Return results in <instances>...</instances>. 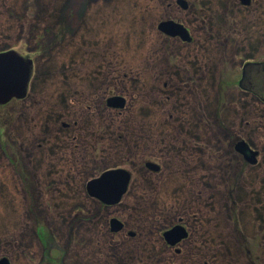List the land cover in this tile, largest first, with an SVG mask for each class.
Listing matches in <instances>:
<instances>
[{"label": "rangeland", "instance_id": "374dc122", "mask_svg": "<svg viewBox=\"0 0 264 264\" xmlns=\"http://www.w3.org/2000/svg\"><path fill=\"white\" fill-rule=\"evenodd\" d=\"M151 1L153 4L149 0H0V52L12 49L33 63L27 98L0 107V258L6 256L11 258V264H23L20 247L35 239L39 210L34 209V205L40 196L38 191L43 195L39 205L47 209L49 223L59 237L62 249L58 255L56 252L51 255L59 257L60 263L64 260V264H70L68 258L64 259L63 249L67 247L71 208L81 206L91 209L92 218L88 226L82 227L81 235L79 229L77 233L80 237L85 235L90 242L85 248L74 244L76 248L70 253L72 264H170L166 261L170 252L163 248L155 230L171 226L178 218L186 220L191 235L181 243L182 253L175 256V263L171 264H199L197 256L203 254V250L211 254L213 247L220 256L217 264H244L241 248L234 245L231 236L233 219L223 194L225 186L220 182L217 192L215 184L207 185L212 189L206 194L200 180L203 175L213 180L222 175L223 171L207 167V157L219 155V167L225 168L234 155L229 145L231 138H245L264 154V106L237 86L223 92L216 88L222 64L220 53L226 58L238 51L246 57L264 54V0H252L248 8L237 9L225 7L224 0H192L193 8L182 13L184 18L181 19L202 48L195 50L190 49L191 46L177 45L173 50L179 53L183 47L185 56L192 51L201 55L198 59L203 64L200 69L204 70L203 77L198 88H193L198 99L196 95L191 97L190 85H185V90L180 81L173 80L176 87L173 90L163 89L157 83L162 78L156 77V83L152 84L148 66L157 49L148 15L154 5H159V0ZM158 14L165 17L163 7ZM223 17L227 25L222 24ZM235 17L244 23L243 31L250 24L252 29L248 36L242 35L241 40L232 42L222 32L225 26L237 25L239 21ZM219 35L224 37L221 38L224 46L216 43L220 41ZM218 94L221 96L219 106ZM110 95L126 98L121 116L102 110L105 118L99 119L86 109L88 105L94 108L95 99ZM197 107L201 109L202 140L194 124L196 117L201 124ZM185 115L187 118L183 120ZM58 119L69 124L79 119L77 133L81 135L76 144L86 145V162L81 163V171L75 173L79 178L69 185L59 181V175L52 176L53 184L40 180L36 190L26 183L24 192L20 181L25 180V172L19 163V151L25 145V135L30 138L25 142L28 148L31 145L30 152L38 154L35 145L39 142L34 138H40L47 128L57 127L52 136L66 138L68 131L60 129ZM101 127H106L105 148L101 147L102 137L94 142L91 132H98ZM121 134L123 139L119 138ZM182 137L187 140L182 141ZM185 142L194 147H184ZM50 143L55 145L53 141ZM200 144L202 152L198 148ZM44 147L46 149L47 145ZM149 149L156 150V162L160 163L162 171L155 195L150 189L155 175L147 174L139 164V156ZM7 153L19 163V171L14 163L15 170L9 166ZM259 161L261 168L250 181L253 192L264 191V184L254 183L255 180L264 183V156ZM33 165L35 162L30 163V170L34 169ZM115 167L132 172L131 188L118 208H101L81 192L87 179L85 174L96 176V171L99 174L105 168ZM169 178H174L176 186L168 183ZM170 189H176L175 198L180 201L167 206L163 193ZM23 192L27 193V198ZM256 208L264 213L263 205ZM252 209L246 200L238 206L243 224ZM80 211L76 209L73 213ZM253 214L259 212L252 211ZM112 216L121 218L127 228L137 233V238L119 243L118 237L114 242L104 237L101 225H106V220ZM217 237L220 239L214 246L212 240ZM261 255L264 256V247Z\"/></svg>", "mask_w": 264, "mask_h": 264}, {"label": "flooded vegetation", "instance_id": "af4514ba", "mask_svg": "<svg viewBox=\"0 0 264 264\" xmlns=\"http://www.w3.org/2000/svg\"><path fill=\"white\" fill-rule=\"evenodd\" d=\"M191 1L192 0H159V5H163L162 7L165 10V17H163V15L160 16V14H158L159 11L162 9V7H160L159 5L157 7L156 5H154L152 10H150L151 13H149L148 17L152 22V29L155 31L152 39L154 38L155 35L156 37L155 49L157 50L154 51L153 62L149 64L148 72L150 74V78L152 79V84L156 83V77L162 78L158 80L157 83H159V85H162L163 89L169 87V89L173 90L176 88L175 85L172 84L173 80L175 82L180 81L183 82L181 86L184 87L185 90H186V86L190 85L191 97H195L196 94H193L194 93L193 88H198L199 81L203 77V72H204V70L203 72L200 70L203 64L202 61L200 63L198 59L201 57V55L196 51L195 53L194 51H192L189 53V55L185 56L183 53L184 52L183 47L181 51H179V53L173 50L174 47L177 48L176 47L177 45L191 46L190 49L194 48L195 50L198 48L200 49L202 48L201 46H199V42L197 40L196 42L194 41V35L192 30L189 27H187L184 21L181 19L184 18V15L182 14L183 12L187 11L189 8H193L192 4L194 3L193 2L191 3ZM149 2L153 4V1L149 0ZM243 2L244 0L223 1L225 7L228 6L229 8L237 9V7L248 8L251 5L252 0H249L248 5H244ZM202 9L203 7L201 8V11ZM235 18L239 21L237 25L231 26V28L225 26V30L224 32H222L223 33L222 35L226 37V39L232 40V42H236L237 41L236 39L241 40L243 38L242 35L248 36V32H250V30L252 29L250 24V27H248V29L243 31L244 23H242L239 17H235ZM168 21L181 25L187 33L186 34L187 39L183 40L179 36H175V37L169 36L163 33L162 31H160L159 25L163 22H168ZM223 21L224 23L221 22L222 24L225 25L228 24L227 23L228 21H226L225 18ZM262 29H264V27ZM222 35H219L218 38L216 37L217 39H220V41L218 40L216 43L224 46L223 43L224 40L221 39L224 38ZM192 45L195 46L193 47ZM259 55L260 54H257L256 56L253 57H246L243 55V53L238 51L231 58H226L223 54L220 53L218 56L222 58L221 60L222 64L220 66V69L218 70V79H217L218 85L216 88H219L223 92L224 89L237 86L242 93L252 96L261 106H264V54L262 52L260 57ZM202 60H203V55H202ZM168 71H170V73H168ZM164 76L166 79H164ZM177 78H181V79H177ZM151 79H150V84H151ZM111 80H113V78H111ZM103 87L104 85L102 84L101 88ZM226 93L227 92H225L224 94ZM112 97H121L124 99L125 103L122 109H113L107 106V100ZM26 98L27 95L25 98L21 100L12 99L8 104L3 106L9 105L12 101L15 102L24 101ZM195 99H198L197 95ZM220 99L221 96L218 94L216 99V103L218 104V106L220 103ZM92 103L95 104L94 108L88 105L86 109L94 113L96 115L95 117L98 116L99 119H102V117H104L105 115L104 113H102V110H104L105 112L109 110L121 116L122 110L125 109L127 101L126 98L122 95H110L108 97L105 96L102 99H95ZM199 110H201L200 107H197L196 114L199 115L201 124H199L198 117H196L197 119H195L196 122L194 124L196 125V131L200 136L198 137L199 139L202 140L203 135L201 134V131L203 129L202 128L203 124ZM186 115L188 117V113ZM186 115L185 117H183V120L187 118ZM78 120L77 122L71 121V124H69L67 123V121L63 122L60 119H58L57 124L60 127H62L60 129L68 131V134H66V138L62 137L60 139L59 136L57 135L52 136L53 131L58 130L57 127L47 128L46 132L43 133V135L40 138H34V141L35 139H37V141L39 142L35 145V151L38 154H34L33 152L32 153L30 152L31 149L29 148H31V145H29L28 148L27 147L28 142L25 143L26 141H29L30 138H28L29 136L28 134L25 135L24 138L25 145L23 148H20L19 151L20 152L19 163H21L22 170H24L25 172V176H24L25 180L20 181V184L24 188V192L26 189L24 185H26V183L27 185H31L32 188H36V190H38L37 182H40V180L45 183L53 184L55 180L52 178V176L54 177L59 175L58 176L60 177L59 181L62 180L64 183H67L69 185L72 182H75L79 178L75 176V173L78 170L81 171L79 165H81V163L83 164L86 162L84 157V151L86 145L84 143L78 145L76 144V141L79 140L81 135L80 133H77L79 126ZM245 124L248 125V123L246 122ZM91 132H93L92 135H94V139H95L94 142H97L98 138L102 137L103 140H101V144L103 141L104 143L101 145V147L105 148L106 145L105 140L107 138L106 127H101V129L98 132L97 131L96 132L91 131ZM186 136L188 137V133L186 134ZM119 138L123 139V134L119 135ZM183 140L186 141L187 139L185 140L182 137V141ZM192 140H194V138ZM51 141H53L55 145H51L50 143ZM45 145H47V147L50 145L54 148L48 149L46 147L45 149L44 147ZM153 145L159 147L156 144ZM229 145L231 146V151L233 152L234 155L231 156L232 161L230 160L229 163L226 164L225 168L222 166L219 167L218 164L220 159L219 155L216 154L214 156L212 154L211 155L212 158H210L209 156L207 157L209 161V163H207L208 164L207 167L210 170L216 168L215 170L218 171L221 170L223 171V173L221 176L219 174L217 178L213 180L211 176L207 175L209 172H205L207 176L206 177L204 175L202 176L200 183L204 185H201V188L203 189V193L206 192L207 194L208 191L212 189V187L207 185L215 184V188L217 189V192L219 190L217 186L220 184V182L223 184V186H225L224 190L226 191L223 194L229 207L230 217L231 219H233V223L231 224V236L233 238L234 245L236 247L241 248L242 259L244 261V264H263L264 256L261 255V253H262V247H264V213H262L261 209H257L256 205L264 206V191L262 190L261 192L251 191L252 188L250 184L252 183H250V181L252 178H254L255 174L258 173V168L259 169L261 168V164H260L261 162L259 161V159L262 156H264V154L261 152L260 149L253 146L245 138H238V137L231 138ZM184 147H194V146L187 144L185 142ZM198 148L201 152L203 151V147L201 144ZM152 149H157V148H152ZM155 154H156V150L150 151L149 149L148 152H145L139 156L140 166H142L145 169L147 174L155 175L153 176L155 178L154 181L155 185L153 184L152 181V187L150 188L153 195L157 193L156 188L159 187L158 184L160 183L161 180V177H159L158 175L162 172L161 167L159 165L160 163H157L158 161L156 159ZM235 159L238 160V161L236 160L238 163L235 161L236 164L233 163ZM15 160L16 159L11 153H7V161L10 164L9 166L13 168L12 163H14L17 168V171H19L20 165L18 166L19 163H17ZM33 162H35L36 165L35 166L33 165L34 169L30 170L29 165L30 163ZM149 164L156 166L157 170L155 171L150 169L147 166ZM211 166H213L214 168H212ZM236 166L238 167V170L235 171ZM13 169L15 170V168ZM113 170L126 171L129 174V181L127 184L126 192L123 194L120 201L115 205L108 206L99 202L97 199H94L89 196L87 192V184L91 180L98 178L104 172L113 171ZM254 170H256L255 173L253 172ZM95 174L97 175L90 176V174L89 175L87 173L85 174L87 179L83 184V188L81 192H83L88 199L94 200L96 203H98L101 208H105V209H112V208L114 209L116 207L118 208V205L121 204L123 198L127 195L129 189L131 188L132 172L122 167H115V168H105L101 170L99 174L96 171ZM173 179L174 178H169L168 183L170 185H173L174 187L176 186L177 183H175ZM34 183H36V186H34L35 185ZM254 183L255 184L258 183V185L264 184L262 181L259 180L258 181L255 180ZM77 184H79L78 181ZM49 188L50 186H47V189ZM73 188H76L75 185L73 186ZM176 189L174 190L170 189L167 192L163 193L164 194L163 198L166 201L165 205L171 206L172 202L177 203L178 201H180L178 197L175 198ZM78 190L81 189L77 188V191ZM163 191H165V188L163 189ZM24 192L22 194L26 196L27 193L25 194ZM240 192H243V195H240ZM200 193L201 192H199V194ZM37 195L40 196H37L36 198L37 202L34 205L35 206L34 209L39 210V213H37L39 219L36 218L37 220L35 221L36 222V228L34 230L35 239L28 240L27 244H23L20 247V257L22 259V263L23 264H64L63 262L64 260L60 263L59 257H54L51 255L53 252H56L57 253L56 255H58L59 252L61 251L60 249L62 248L58 239L59 238L58 234H56V232L53 230V227L49 223V213L47 209L44 207L42 203H41L42 207L39 205V201L42 199L43 195H41V193L38 191H37ZM245 200L247 201V205H250L253 209L250 211L249 216L246 219L247 222L243 224L238 216V206H240L241 203L245 202ZM73 209L71 208L72 217L70 218L71 220L68 226L69 236L67 237L68 238L66 245L67 247L63 249V251L65 252L64 259L68 258L70 264H72L70 253L72 250H74V247L76 248L74 244L81 246L82 248H85L90 242V240H88L85 237V235L80 237L79 234L77 233V230L79 229V233L81 235L82 227L84 225L85 227L88 226L91 223V218H92L91 209L81 206H74ZM76 209H81V211L78 214H75L73 212ZM252 211L259 212V214L251 215ZM112 219H116L120 222L121 227L118 231L111 230L110 221ZM28 220L30 221V217L28 218ZM234 220H236V222H234ZM153 221L155 220L153 219ZM201 224L204 225L203 220ZM101 226H103V228L101 229L102 230L101 233L104 234V237H108V238L110 237L109 239H111L112 242H114L116 237H118L117 239L119 243L123 242L124 240H128V239L134 240L137 238V233L134 230L127 228L126 224L121 218L115 216L109 217L106 220V225H101ZM177 226L181 227L184 230L183 234L185 235V237L172 246L166 241L164 234ZM155 231L158 234L157 237L161 241L163 248L170 252V255L166 257V261L170 264L175 263V256H179L182 253L179 246L181 245V243L185 242L191 235V231L186 220H184L183 218H178L176 219V222L171 226ZM219 239H220L219 237H217V240L214 238V240H212L213 242L212 245L215 246L216 243L218 245ZM114 246H116V244ZM10 247H13V245H11ZM259 248H261V251L259 250ZM162 255L163 253L160 252L159 256ZM2 258H6L9 264H11V258H7L6 256H4L1 257L0 259ZM197 260L199 264H217V262H219L220 260V256H217V253L215 252L213 247L211 254H208L203 250V254L198 255Z\"/></svg>", "mask_w": 264, "mask_h": 264}, {"label": "water", "instance_id": "95a60500", "mask_svg": "<svg viewBox=\"0 0 264 264\" xmlns=\"http://www.w3.org/2000/svg\"><path fill=\"white\" fill-rule=\"evenodd\" d=\"M243 4L248 5L249 0H244ZM159 30L169 36L187 39L185 29L171 21L161 23ZM32 71L33 63L28 57L12 49L0 52V106L8 104L12 99L21 100L26 97ZM124 103L121 97H112L107 100V106L113 109H122ZM147 166L157 170V167L152 164ZM128 181L129 174L124 170L107 171L88 182L87 192L90 197L105 205H115L126 192ZM110 223L113 231H118L121 227L116 219H112ZM183 231L177 226L166 232L164 237L173 246L185 237ZM0 264H9V262L6 258H2Z\"/></svg>", "mask_w": 264, "mask_h": 264}]
</instances>
